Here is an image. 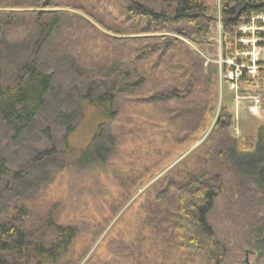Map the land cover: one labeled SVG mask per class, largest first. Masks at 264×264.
<instances>
[{"label":"rangeland","instance_id":"rangeland-1","mask_svg":"<svg viewBox=\"0 0 264 264\" xmlns=\"http://www.w3.org/2000/svg\"><path fill=\"white\" fill-rule=\"evenodd\" d=\"M43 2L0 0V11L13 13L9 23L4 18L8 25L0 38L1 86L13 82L40 35L33 17L20 13L29 12V5L41 10ZM219 2L209 0L217 9ZM48 3L46 11L53 12L48 22L54 28L36 55L35 67L53 75L52 89L45 108L18 136L0 120V160L8 170L0 178V224L18 206L28 207L24 241L30 256L36 244L49 245L52 226L70 228L73 241L55 264H198L168 239L176 203L172 188L191 174L212 171L224 189L207 223L226 249L222 264H264V187L256 179V155L248 154L264 124V88L256 79L250 83L238 78L234 89L229 79L240 68L254 78L256 64L264 62V48L256 38L241 39L242 53L224 45L217 13L205 52L195 59L199 48L189 38L190 27H173L184 29L188 37L171 42L161 65L152 70L150 59L137 61L146 85L120 96L113 107L117 118L103 127L88 155L66 162L59 152L65 128L77 121L79 100L89 90L93 96L110 90L119 71L134 66L130 62L140 50L134 38L143 36L135 32L141 26H133L123 0ZM148 4L159 10L162 0ZM240 29L246 36L254 31L251 24ZM169 31L157 36L174 37ZM226 50L237 51L236 57L246 62L233 67V60L224 59ZM191 66L196 92L182 102L150 100L156 90L182 91L187 78L182 71ZM254 97L262 101L260 118L248 110ZM206 102H211L210 113L203 109ZM220 116L227 125L222 131L215 125ZM43 151L51 152L39 157ZM167 188L171 192L163 198ZM47 219L52 226L44 225Z\"/></svg>","mask_w":264,"mask_h":264},{"label":"trees","instance_id":"trees-1","mask_svg":"<svg viewBox=\"0 0 264 264\" xmlns=\"http://www.w3.org/2000/svg\"><path fill=\"white\" fill-rule=\"evenodd\" d=\"M123 1L126 2V13L132 18L133 26H141V30L135 32L143 36L134 38L139 43L140 50L135 60L130 63L136 67L121 69L119 75L112 81L110 90L103 91L97 96H93L89 90L81 97L75 107V112H78L77 121L65 128L63 146L59 152L66 162L88 155L89 146L100 136L103 127L117 118L118 110H113L116 101L124 95L141 90L146 85L145 74L137 73L141 68L137 66V61L150 59L149 69L152 70L161 65L162 56L171 42L178 43L177 38L188 37L184 29H177L178 24L184 23L190 27L189 38L199 48L198 53H193L195 59H200L205 52L204 47L208 45L206 38L210 28L216 23L217 13L224 45L230 44L236 47L238 53H242L241 39L251 35L256 38L258 46L264 48V0H220L218 9L211 6L209 0H162V7L159 10L148 4L150 0ZM48 2L49 0H44L41 10H37L35 5H29L31 8L29 12L20 13L33 17L35 25L40 29V35L31 57L18 69L13 82L6 87L0 85V120L12 129L14 136L21 134L45 108L46 98L52 89L53 75L42 73L35 67L36 55L48 41L54 28L53 23L48 22L53 15V12L46 11L51 6ZM136 2H140V5H136ZM6 6L9 7L7 4ZM12 15L11 12L0 11V38ZM250 24L254 31L246 36L240 28ZM166 28H171L169 33L174 37L157 36L165 32ZM127 40L132 41L130 38ZM235 52L224 51V59L233 60L236 63L233 67H240L247 59L236 57ZM224 68L228 71L227 64H224ZM256 68L253 79L248 69L240 68L239 79L250 83L256 79L260 88H264V62L256 64ZM192 70L191 66L182 71L185 78L187 76L182 91L176 88L165 92L156 90L150 96V100L182 102L187 99L192 92H196V80L194 75L190 74ZM210 105L211 102L204 104L203 109L206 113H210ZM215 125L220 131L227 126L222 122V116ZM45 134L50 141L48 130ZM99 151L100 148L96 146L94 152ZM50 152L43 151L39 157H44ZM248 154L256 155V164L259 168L256 179L264 187V124L259 128L253 151ZM7 173L5 162L0 160V178ZM223 189L220 176L212 171L209 174H191L184 183L172 188L175 191L176 203L169 223L168 239L178 251L195 256L198 264H222L226 258L225 247L216 239L211 226L207 223L208 214L213 210L214 202L222 194ZM170 192V188H167L162 193L163 198ZM28 221L29 209L22 204L0 224V264H55L68 251L74 238L73 231L68 227L52 226L47 219L44 225L52 226V239L47 246L36 244L33 256H30L24 241Z\"/></svg>","mask_w":264,"mask_h":264},{"label":"built area","instance_id":"built-area-1","mask_svg":"<svg viewBox=\"0 0 264 264\" xmlns=\"http://www.w3.org/2000/svg\"><path fill=\"white\" fill-rule=\"evenodd\" d=\"M239 77H240V73H239V75H237V74H234V75L233 74H229V79H230V83H231L232 88H234V89L237 88L236 82H238V78ZM261 104H262L261 99L259 97H254L252 99V103H251V105L249 106V109H248L250 114L253 115L254 117L260 118L261 117Z\"/></svg>","mask_w":264,"mask_h":264},{"label":"water","instance_id":"water-1","mask_svg":"<svg viewBox=\"0 0 264 264\" xmlns=\"http://www.w3.org/2000/svg\"><path fill=\"white\" fill-rule=\"evenodd\" d=\"M136 5H140L138 2L135 3Z\"/></svg>","mask_w":264,"mask_h":264}]
</instances>
